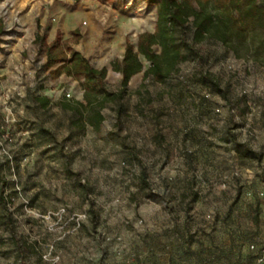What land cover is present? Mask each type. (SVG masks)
I'll use <instances>...</instances> for the list:
<instances>
[{
  "label": "rangeland",
  "instance_id": "obj_1",
  "mask_svg": "<svg viewBox=\"0 0 264 264\" xmlns=\"http://www.w3.org/2000/svg\"><path fill=\"white\" fill-rule=\"evenodd\" d=\"M156 9L0 0V264H264V58L195 43L189 23L197 54L177 33V71L157 83L140 55L113 99V65L154 32ZM52 28L66 60L76 50L107 69L98 129L60 105L86 102L83 80L52 74L33 44Z\"/></svg>",
  "mask_w": 264,
  "mask_h": 264
},
{
  "label": "trees",
  "instance_id": "obj_2",
  "mask_svg": "<svg viewBox=\"0 0 264 264\" xmlns=\"http://www.w3.org/2000/svg\"><path fill=\"white\" fill-rule=\"evenodd\" d=\"M148 1L154 3L157 8L155 30L152 33H141L136 46L128 42L122 62L113 65V69L121 71L123 75L121 90L111 94L113 99L123 98L131 78L142 70L140 55L151 63L150 76L157 83H164L177 71L178 65L184 60L176 44L177 33L186 47L197 54L185 35L189 23L193 27L192 39L195 43L212 39L230 49L237 58H242L243 55L264 58V8L259 6L256 0ZM33 44L38 46L40 51H45V65L48 69L54 68L52 74L65 72L83 80V97L86 104L77 101V107H73L70 101L63 100L60 105L65 110L84 109L88 114L87 123L98 129L103 121L101 109L105 101L99 83L105 79L107 69L95 68L76 50H72L70 59L66 60L58 50V39L47 43L44 35L37 34ZM156 47L159 48V53H155ZM205 80H209L208 77H205ZM34 100L44 108L49 103L47 97L36 96ZM19 254L23 256L22 251H19Z\"/></svg>",
  "mask_w": 264,
  "mask_h": 264
},
{
  "label": "crops",
  "instance_id": "obj_3",
  "mask_svg": "<svg viewBox=\"0 0 264 264\" xmlns=\"http://www.w3.org/2000/svg\"><path fill=\"white\" fill-rule=\"evenodd\" d=\"M42 24L43 23H39V26L42 27L43 26ZM29 26L32 27V31L34 32L33 24L30 23ZM36 33H39V32L36 31ZM55 33H56V31L53 28L50 29L49 35H48V38H47V43H50V42H52L55 39Z\"/></svg>",
  "mask_w": 264,
  "mask_h": 264
},
{
  "label": "built area",
  "instance_id": "obj_4",
  "mask_svg": "<svg viewBox=\"0 0 264 264\" xmlns=\"http://www.w3.org/2000/svg\"><path fill=\"white\" fill-rule=\"evenodd\" d=\"M6 140H8V135L4 131H2V125H1V122H0V142H2V141L4 142ZM262 176H263V179H264V170L262 172Z\"/></svg>",
  "mask_w": 264,
  "mask_h": 264
}]
</instances>
